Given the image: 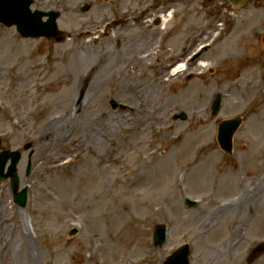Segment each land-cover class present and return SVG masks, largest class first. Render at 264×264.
<instances>
[{"label":"rangeland","instance_id":"rangeland-1","mask_svg":"<svg viewBox=\"0 0 264 264\" xmlns=\"http://www.w3.org/2000/svg\"><path fill=\"white\" fill-rule=\"evenodd\" d=\"M151 1L35 0L33 8L60 11L61 40L25 38L15 27L0 24V136L3 146L20 150L17 174L21 185L30 183L22 207L12 201L9 182H0V264H162L189 240L192 264H247L252 248L264 240V127L255 130L251 124L253 114L264 119V62L257 60L260 53L264 61V0H249L232 14L226 0H217L214 8L227 7L221 18L212 10L193 14L203 4L184 0L179 4L183 20L169 27L174 28L170 39L166 30L135 24L139 9ZM85 2L91 8L82 12ZM129 8L132 16L116 27L114 20ZM153 10L158 17L159 10ZM229 16L236 23L226 32ZM199 22L208 26L206 39H214L211 50L184 74L168 76L164 63L189 41ZM158 49L153 67L140 58L141 51L156 54ZM239 75L245 78L234 82ZM216 93L223 94V109L214 115L210 104ZM112 98L131 108L113 109ZM184 111L186 120L174 119ZM236 115L246 121L234 136L237 154L230 156L219 148L217 126ZM67 120L74 128L64 133L59 128ZM39 134L48 147L38 154L39 145L32 146L36 167L25 178V145L30 135ZM185 143V151L176 153ZM245 144L251 148L245 165L256 175L219 194L210 185L215 168L209 164V185L205 178L203 185L196 183L200 167L208 169L193 167L197 152L216 148L219 159L231 164L239 161ZM177 161L175 167L166 165ZM241 195L248 198L247 217L238 229L231 210L219 223L221 234L201 232L215 222L213 212L222 201ZM187 196L198 204L187 205ZM253 201L257 204L250 207ZM20 222L32 238L34 256L20 238ZM162 222L170 233L158 247L151 233ZM235 228L237 239L229 241ZM225 240L226 250L215 253ZM253 264H264V253Z\"/></svg>","mask_w":264,"mask_h":264},{"label":"bare ground","instance_id":"bare-ground-1","mask_svg":"<svg viewBox=\"0 0 264 264\" xmlns=\"http://www.w3.org/2000/svg\"><path fill=\"white\" fill-rule=\"evenodd\" d=\"M169 16V15H168ZM114 51H112L111 53H113ZM144 58V57H143ZM90 93H91V89H90ZM148 99V98H147ZM149 100V99H148ZM67 113V111H66ZM151 113V111H150ZM64 117V116H63ZM253 121L251 122L252 124V127L253 129L255 130H261L262 127H264V120L260 119V117L258 116H254L253 117ZM60 121V120H59ZM70 120H67L65 122V124L63 126H60V131H63L64 133L66 132L67 133V130L70 128V127H73V124ZM51 122H54V121H51ZM79 134V132H77V135ZM54 136V135H53ZM96 141H100L98 135L95 134L94 138ZM251 148L250 146L248 145L247 148L245 149L243 155H248V153L250 152ZM182 151V147H179L176 152L177 153H180ZM203 158H205V160H203V164L204 166H208L209 165V159L211 158H214L217 156V153L215 151H211V152H208V153H205V154H202L201 155ZM202 164V163H201ZM201 164H199L198 166H200ZM218 166V165H216ZM104 169V168H103ZM229 172H232L234 173L235 171L232 169V168H226L222 171H220L218 173V175L216 176V185H217V190H218V193L221 194L223 191H225V187L231 183L232 181L233 182V185L235 186L236 185V181L240 179L239 175L236 174L234 175L235 177L233 178H223V181H222V176L224 174H227ZM194 180H196V183L198 185H201L200 184V180H203L204 178L207 180V184L206 185H209L210 183V178L204 174L203 172L199 173V174H196L194 176ZM157 180V179H156ZM141 182V180H139V183ZM136 184V182H134ZM159 184V185H157ZM155 184V187L151 188L152 191L156 192L157 191V187L156 186H160L161 185V182L160 183H157ZM247 200L248 198L245 197L244 198V201H242L241 203L239 204H236V205H231V203H228V204H224V205H220L218 207V210L215 211L214 213H216V217H215V222H213L212 224L210 223H207L210 227L207 229V230H201V232H207L209 231L210 229L212 230V234H213V237L214 236H218L219 234L222 233V231L220 232V226H219V223L222 222L223 218L227 215V214H231V210L234 212V218L232 220V223L233 225L236 226V228L238 229V227L240 225H242L245 221L243 220V218H246L247 217V213L245 212V210L243 209L244 208V203L246 202L247 203ZM257 201H260V200H257ZM257 202L256 201H253L251 203H248V205L251 207L253 205H256ZM236 218V219H235ZM198 219V217H194V219L190 222V223H193L195 222L196 220ZM212 219V218H211ZM17 227H18V223L16 224ZM19 232H20V238L24 241V243H27L29 248H30V252L33 254L34 256V253H33V243H32V238L29 234H26V232L24 231V224L20 222V225H19ZM234 229L233 233H232V238L234 239L235 235H236V232H237V229ZM242 229V228H241ZM220 232V233H219ZM241 232V230H240ZM236 238V237H235ZM241 242V240L239 239V243ZM226 247H227V240H225L224 242H222V246L219 247V248H215V253L219 250L220 252H224V250H226ZM215 259L217 258L216 255L214 257Z\"/></svg>","mask_w":264,"mask_h":264},{"label":"water","instance_id":"water-1","mask_svg":"<svg viewBox=\"0 0 264 264\" xmlns=\"http://www.w3.org/2000/svg\"><path fill=\"white\" fill-rule=\"evenodd\" d=\"M32 0H0V22L6 25L16 24L18 30L25 36L54 35L56 33L55 18L58 13H45L39 10L32 12L29 8ZM49 14L48 21L43 22L42 16ZM10 154L6 153L0 159V176H3L5 162ZM18 156H13V164L8 173L15 170ZM19 202L25 204V196L19 197ZM158 242H162L161 230H159ZM173 264V263H170Z\"/></svg>","mask_w":264,"mask_h":264}]
</instances>
